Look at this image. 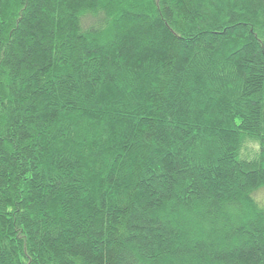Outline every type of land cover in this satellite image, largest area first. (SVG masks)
I'll return each mask as SVG.
<instances>
[{
    "label": "trees",
    "instance_id": "obj_1",
    "mask_svg": "<svg viewBox=\"0 0 264 264\" xmlns=\"http://www.w3.org/2000/svg\"><path fill=\"white\" fill-rule=\"evenodd\" d=\"M264 0H0V264H264Z\"/></svg>",
    "mask_w": 264,
    "mask_h": 264
},
{
    "label": "rangeland",
    "instance_id": "obj_2",
    "mask_svg": "<svg viewBox=\"0 0 264 264\" xmlns=\"http://www.w3.org/2000/svg\"><path fill=\"white\" fill-rule=\"evenodd\" d=\"M263 195H264V193H262V194H258V195H257V198H261V197H263Z\"/></svg>",
    "mask_w": 264,
    "mask_h": 264
}]
</instances>
